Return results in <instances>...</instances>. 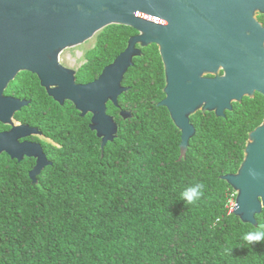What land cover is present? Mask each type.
<instances>
[{
  "label": "trees",
  "instance_id": "16d2710c",
  "mask_svg": "<svg viewBox=\"0 0 264 264\" xmlns=\"http://www.w3.org/2000/svg\"><path fill=\"white\" fill-rule=\"evenodd\" d=\"M136 33L120 24L99 32L77 81L97 79ZM20 79L32 102L17 118L52 137L54 164L37 183L29 173L34 160L0 154V264H264V241L242 239L264 224V210L258 225L243 222L232 211L236 192L222 178L239 169L249 133L263 121L262 94L244 97L225 116L194 114L197 132L180 159L181 131L157 105L165 69L156 44L134 59L119 105L108 103L119 131L104 150L91 114L82 117L70 101L58 106L31 72ZM122 109L133 116L124 120ZM197 182L205 195L188 204L181 194Z\"/></svg>",
  "mask_w": 264,
  "mask_h": 264
},
{
  "label": "water",
  "instance_id": "95a60500",
  "mask_svg": "<svg viewBox=\"0 0 264 264\" xmlns=\"http://www.w3.org/2000/svg\"><path fill=\"white\" fill-rule=\"evenodd\" d=\"M113 24L132 27L137 34L97 79L78 82L79 69L64 65L62 53ZM262 33L242 12L241 0H0V123L11 126L0 131V154L18 161L37 157L30 171L37 183L51 163L39 143L21 141L37 129L12 119L31 100L4 96L9 82L24 71L36 74L55 101L72 102L82 117L91 114L89 126L104 150L119 131L108 103L119 105V96L129 89L123 81L134 59L156 44L165 69V97L157 105L167 107L181 131L180 159L186 158L197 132L194 114L225 116L244 97L264 96ZM120 116L126 120L133 112L121 110ZM222 178L236 192L233 213L258 225L256 215L264 210V118L249 133L239 169Z\"/></svg>",
  "mask_w": 264,
  "mask_h": 264
},
{
  "label": "flooded vegetation",
  "instance_id": "af4514ba",
  "mask_svg": "<svg viewBox=\"0 0 264 264\" xmlns=\"http://www.w3.org/2000/svg\"><path fill=\"white\" fill-rule=\"evenodd\" d=\"M241 10L245 14L246 17L252 18V20L254 19L256 21V23L259 26L261 32H263L261 35H262V37H264V0H241ZM21 73L22 72H20L18 74V76H16V78L14 80L10 81L9 84L6 86V88L4 90V96L12 97V98H15V99H24V98H26V97L23 96L22 81L20 79ZM223 74H224V70H223V68H220L219 69V75H223ZM207 75L208 76H213L212 74H207ZM40 86H41V84H40ZM41 89L46 93V95H48V93H47V91H46V89L44 87L41 86ZM52 99L54 100V98H52ZM29 100H31V102H32V99H29ZM31 102L28 105H26V106H29L31 104ZM67 102H68V100H66L64 104H60L59 102L55 101V103H57L58 106H63V107L66 106ZM24 107H21L20 110L16 111L14 116L12 117V119H13V121H14V123L16 125H19V124H30V123H23V122L20 121L19 118H17V115L23 112V108ZM120 112H121V110L119 111V113ZM199 112H201V111H199ZM199 112H197V113H199ZM63 113H65V112H63ZM201 113H203V112H201ZM206 113H214V112H206ZM91 117H92V115H90V122H91ZM30 126L32 128H34V129H37V131L35 133H33V134H30V135L24 137V138H21V141H25L26 140V141H30V142L39 143L41 145L42 152L46 155L47 159L51 162L50 164L46 165L42 169V171H41V173H42L43 170L47 166L54 164V161H53V159L50 156L51 155V152H50L51 151V147L49 146V144H51V143L54 144L56 142L52 139V137H50L48 134H46V131L43 128H40L37 125H31V124H30ZM10 128H11V126L8 125V124L0 123V131H7ZM26 157L27 156H25L24 158H26ZM29 158L34 160V165L32 167V169H33L35 167V165L37 164V157H35V158L34 157H29ZM30 171H29V173H30Z\"/></svg>",
  "mask_w": 264,
  "mask_h": 264
},
{
  "label": "clouds",
  "instance_id": "9594fccd",
  "mask_svg": "<svg viewBox=\"0 0 264 264\" xmlns=\"http://www.w3.org/2000/svg\"><path fill=\"white\" fill-rule=\"evenodd\" d=\"M253 175L256 174L253 173ZM205 188L206 185L203 182H197L181 194L182 199L185 200L188 204H194L197 200L205 195ZM220 219V217H216L217 221H219ZM242 239L249 245H254L256 243L264 241V224H260L255 230L244 234L242 236Z\"/></svg>",
  "mask_w": 264,
  "mask_h": 264
},
{
  "label": "rangeland",
  "instance_id": "374dc122",
  "mask_svg": "<svg viewBox=\"0 0 264 264\" xmlns=\"http://www.w3.org/2000/svg\"><path fill=\"white\" fill-rule=\"evenodd\" d=\"M97 36L98 34L80 45L66 49L61 55L62 63L79 69L87 61V53L96 45Z\"/></svg>",
  "mask_w": 264,
  "mask_h": 264
},
{
  "label": "built area",
  "instance_id": "2783aa9c",
  "mask_svg": "<svg viewBox=\"0 0 264 264\" xmlns=\"http://www.w3.org/2000/svg\"><path fill=\"white\" fill-rule=\"evenodd\" d=\"M234 204H235V202H234ZM234 206V205H233Z\"/></svg>",
  "mask_w": 264,
  "mask_h": 264
}]
</instances>
